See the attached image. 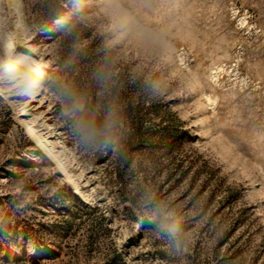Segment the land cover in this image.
<instances>
[{"label":"rangeland","instance_id":"obj_1","mask_svg":"<svg viewBox=\"0 0 264 264\" xmlns=\"http://www.w3.org/2000/svg\"><path fill=\"white\" fill-rule=\"evenodd\" d=\"M0 264H264V0H0Z\"/></svg>","mask_w":264,"mask_h":264},{"label":"bare ground","instance_id":"obj_2","mask_svg":"<svg viewBox=\"0 0 264 264\" xmlns=\"http://www.w3.org/2000/svg\"><path fill=\"white\" fill-rule=\"evenodd\" d=\"M14 4H16V2H14ZM57 22H61V18H57ZM24 64H26V63H24ZM32 71L36 73V78H40V77L45 76L44 69L40 65L36 66V68L35 67L32 68ZM210 101H212V99ZM212 103H213V101H212ZM23 124L26 128H29L30 131H28V133H29L31 139L33 141H35V139L38 140L39 144L43 145V147L47 149L48 154L43 150L44 153L46 154V156L49 157V155L51 154L53 156V158L56 160V161H54V165L56 166V168H58V172H60L61 174L65 173L66 177L70 179V183L74 184L76 191H78L82 196L85 197V193L82 190V188L80 187V184L78 183L77 179L73 175V172L66 165L62 156L54 150V146L52 144H50V141L49 140L47 141V139L39 132V130L36 129V127H35V125L31 119L24 117ZM39 144H38V147H39ZM65 181H68V180L65 179Z\"/></svg>","mask_w":264,"mask_h":264},{"label":"clouds","instance_id":"obj_3","mask_svg":"<svg viewBox=\"0 0 264 264\" xmlns=\"http://www.w3.org/2000/svg\"><path fill=\"white\" fill-rule=\"evenodd\" d=\"M110 128L109 121H105L103 125H98L95 121H79L74 126V132L83 145L95 147L106 142Z\"/></svg>","mask_w":264,"mask_h":264}]
</instances>
